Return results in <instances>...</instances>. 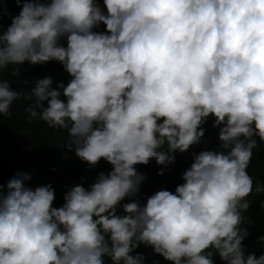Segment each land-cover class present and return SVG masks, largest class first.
<instances>
[{
    "label": "clouds",
    "instance_id": "9594fccd",
    "mask_svg": "<svg viewBox=\"0 0 264 264\" xmlns=\"http://www.w3.org/2000/svg\"><path fill=\"white\" fill-rule=\"evenodd\" d=\"M103 2L106 13L94 0H16L19 14L0 26V69L56 60L71 76L55 88L39 79L28 118L67 129V147L91 165H112L87 188L73 184L60 207L50 183H25L29 173L0 185V264H146L141 244L174 264H214L216 252L264 264L242 244L247 197L264 194L247 171L264 142V0ZM20 97L0 80V114ZM210 114L218 150L193 153L175 192L121 203L140 190L135 165L174 163Z\"/></svg>",
    "mask_w": 264,
    "mask_h": 264
},
{
    "label": "trees",
    "instance_id": "16d2710c",
    "mask_svg": "<svg viewBox=\"0 0 264 264\" xmlns=\"http://www.w3.org/2000/svg\"><path fill=\"white\" fill-rule=\"evenodd\" d=\"M40 2L49 3L50 0H40ZM94 2L106 13L103 0H94ZM20 10L16 0H0V26L6 28L11 23L12 16L19 14ZM93 30L106 31V26L101 22ZM60 42L66 46V37H61ZM13 67L18 71L13 73ZM44 77H51V88L57 87L59 82L67 85L71 79L63 64L56 60L43 64H30L24 61L20 65H10L0 69V80L7 79L10 87L21 94L20 99L13 102L7 115L0 114V185L6 186L7 181L17 172L29 173L30 179L25 183L32 188L50 183L55 190L53 206L60 207L65 202L64 193L73 184L87 188L95 182L96 176L101 171L109 172L112 165L103 157L95 165H91L67 147V129L51 128L38 118H28L26 109L33 99L29 97V93L35 87L36 82ZM61 99H65L63 94ZM214 120L215 117L210 114L205 123L201 125L205 131L200 142L190 145L189 149L184 152L175 151L173 153L174 163L162 165L158 164L155 158H150L147 164L135 165L137 170L144 174L140 190L136 196L125 197L121 203L131 202L137 198L144 203L148 196L162 189L175 192L177 185L184 182L183 172L193 163V153L202 150H218L220 144L218 133L222 125L214 126ZM256 139L257 146L253 149L247 169L254 178V186L256 180L264 181V142L260 141L259 137ZM161 169H164L163 174H158ZM0 191H6V188ZM247 199L251 203L243 213L246 217L243 223L249 235L244 238L242 244L246 252H254L259 257L264 251V242L258 240V237L264 235V208H261L259 204L261 200H264V194L253 192ZM134 251L144 254L146 264H152L154 260L159 264H174L155 253L151 246L141 244ZM212 259L214 264H226L218 252Z\"/></svg>",
    "mask_w": 264,
    "mask_h": 264
}]
</instances>
